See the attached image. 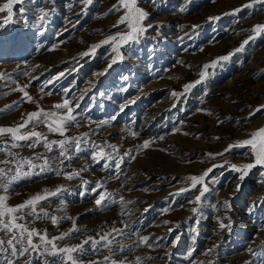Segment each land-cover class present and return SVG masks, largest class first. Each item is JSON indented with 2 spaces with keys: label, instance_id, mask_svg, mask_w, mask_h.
<instances>
[{
  "label": "rangeland",
  "instance_id": "1",
  "mask_svg": "<svg viewBox=\"0 0 264 264\" xmlns=\"http://www.w3.org/2000/svg\"><path fill=\"white\" fill-rule=\"evenodd\" d=\"M6 2L0 0V5ZM250 2L139 0V6L150 13L144 23L155 27L123 44L119 49L123 58L110 68L115 55L110 45L98 47L88 56L82 57L81 53L108 36L128 31L124 24L114 26L122 13L103 15L117 0H93L83 11L80 0H25L23 5H15L14 22L0 27V74L10 77L7 83L0 81V109L17 103L0 112V127L21 123L26 113L35 111L38 105L58 111L54 104L64 98L77 99V121L68 127L67 136L80 138L87 133L84 139L88 143L82 144L80 152L73 149L72 159L64 165L55 161L54 168L44 172L34 169L32 175L20 176L6 193L7 203L18 205L36 193L62 186L58 195L42 204L45 211L58 217V225L41 216L29 218V226L46 230L49 237L59 236L73 226V220L66 217L74 218L79 231L58 241L60 246L79 245L85 238H98V234L114 227L124 229L125 234L113 245V258L125 260V264H137L136 257H140V264H264V167L253 168L243 181L239 180L241 173L228 167L214 168L203 182L208 191L199 206L189 201L195 200L200 186L180 191L190 187L189 177L202 175L213 165L253 162L249 148L224 150L264 127V110L255 112L264 105V95L250 98L248 94L250 89L264 92V34L230 59L203 69L254 35L253 25L264 24L261 3L232 14ZM21 7L25 9L23 15ZM41 9L50 12L43 25L38 21ZM5 17L6 13H0V19ZM209 17L218 19L210 21ZM193 65L196 69L185 79ZM201 70L207 73L203 82L179 98L172 96L174 91L183 93L185 84L198 80ZM29 81L27 91L36 103L25 102L22 93L12 91L16 84ZM76 91L82 96L76 98ZM161 103L160 113L147 123L143 113ZM253 112L255 115H250ZM200 128L205 137L196 135ZM36 130L49 140L62 139L43 125ZM132 132L138 134L132 136ZM144 140H150V146L136 151ZM3 142L0 139V144ZM93 145L106 151H111L106 145H115L119 150L115 159L125 152L136 159L127 162L126 158L119 171L114 161L104 168V161L96 164L91 159ZM12 151L26 153L23 157L28 158L34 152L50 158L58 156V149L53 154L42 146L31 149L26 144ZM221 152L222 156L215 155ZM4 159L8 157L0 153V160ZM137 166L144 169L132 173ZM77 171L79 175L66 178ZM97 182L112 194L105 207H97L90 192ZM81 192L88 194L82 197ZM0 194H5L2 189ZM120 196L132 203L122 205ZM225 201L230 203V210L224 207ZM194 207H198L196 214L191 211ZM217 218L230 227L217 232ZM141 236H149L153 247L138 246ZM177 237L179 241L173 246ZM121 245L125 246L122 253ZM85 248L88 254L82 257L83 264L112 255L106 248L96 253L89 245ZM192 249L195 251L189 257ZM208 249L213 251L208 253ZM20 264H26V260L21 259ZM33 264L40 261L33 259Z\"/></svg>",
  "mask_w": 264,
  "mask_h": 264
},
{
  "label": "snow or ice",
  "instance_id": "2",
  "mask_svg": "<svg viewBox=\"0 0 264 264\" xmlns=\"http://www.w3.org/2000/svg\"><path fill=\"white\" fill-rule=\"evenodd\" d=\"M25 0H7L6 3L0 5V13H6V17L0 19V27H4L9 23H13L15 20L14 6L17 4L23 5ZM84 8H87L93 3V0H80ZM154 3V0H153ZM254 3L264 4V0H251L247 5H243L241 8L234 9L232 14L240 12L244 7H251ZM72 7V5H68ZM21 15H23L25 9L21 7L19 9ZM113 12L122 13L119 16L117 24L114 25L118 27L121 24L126 25L128 31L118 36H108L103 41L99 42L97 45L90 46L88 51L81 53V56H88L94 53L95 49L103 45H110L112 47L115 55L111 59V63L108 67H111L112 63H116L118 59H122V55L119 51L120 47L128 42L137 40L140 36L144 35L149 28L155 27L151 24H145L144 22L148 19L150 13L142 9L139 6V0H117L116 4H113L111 8L105 12L103 15L107 16ZM49 11L43 9L40 10L38 21L41 25L46 23ZM218 19L216 17H209V20ZM196 27V26H194ZM252 32L254 35L249 36L247 39L241 42L239 47L234 51L229 52L227 55L220 56L217 59L211 61L210 64L203 66V69L209 67H215L219 62L226 61L230 59L235 53L244 50L245 46L257 36L264 34V24H257L252 26ZM201 70L199 73V79L195 82L185 84L183 86V93H172L173 97L179 98V96L186 94L193 87L200 84L206 78V71ZM105 73H101L103 75ZM27 75V73H25ZM10 79L7 75L0 74V81H7ZM126 79V78H125ZM31 81L24 85L16 84V87L12 91H18L22 93L21 99L28 103H36L32 96L27 91L30 86ZM67 91V90H66ZM8 93H5L7 95ZM82 99V97H81ZM17 102H13L11 105H6L5 109H0V112L11 109L16 105ZM134 103V101H130ZM53 108L58 111L45 110L39 105L35 111L26 113L25 118L22 122L15 126L0 127V139H3V144H0V153H4L8 159L0 160V189L5 194H0V264H20L21 259L26 260V264H33L34 260H39L40 264H83L82 257L88 254V249L85 248L86 245L90 246L92 253L100 251L101 248H106L112 253L111 256H104L103 261H88V264H125V260H117L113 257L116 256V250H114L113 245L117 244V238L123 236L124 229L112 228L110 231L104 232L102 235L98 234L96 237H87L79 245H65L60 246L57 242L65 240L72 233L78 232L79 229L76 227L75 219L71 217H66L67 219L73 220V226L68 232L61 233L59 236L49 237L47 231L41 232L35 227L29 226V218L40 219L41 216L45 218H50L51 223L55 226L58 225L59 220L55 215H50L42 207L43 202L47 201L49 198L58 195L63 189L57 187L55 191L45 190L43 193H36L27 200L23 201L18 205H9L7 203L9 196L6 194L9 191V187L15 182L20 176H30L33 174L34 169H39V172H44L48 168L56 167L55 161H58L60 165H64L66 161L72 159V151L80 152L82 150V144L88 143L84 139L88 134L85 133L80 138L67 136V129L72 126L77 121L78 113L74 112V109L79 108V102L74 101L69 98H64L62 102L53 105ZM264 110V105L258 107L255 112ZM120 111H124L121 107ZM197 111H204L198 109ZM255 112L250 115H255ZM113 120L116 119L115 116L112 117ZM107 123V121L103 122ZM43 125L47 128L49 133L56 134L62 139L59 140H49L48 137L41 131L36 130L39 126ZM138 133L132 132V136H136ZM162 138V137H161ZM218 139V138H217ZM150 140H144L141 145H139L136 151L147 149L150 146ZM26 144L28 148L35 149L42 146L46 152H54L58 149V156L48 157L46 155H41L34 153L33 157H23L17 152L12 151ZM111 151H106L105 147H100L99 145H93L94 150L91 153V159L96 163L100 164L104 161L103 167H110L109 162L114 161L115 169L119 171L121 165L126 162H131L136 159L135 156H131L128 152H125L123 156L119 159H115L114 154H118L119 150L115 145H106ZM234 147H245L250 149V156L253 158V162L245 163L243 165L228 164L227 162L219 165H213L211 168L206 169L202 175L191 176L190 187L186 189H181L180 191H191L199 187V194L195 196L194 201H189V203H195L199 206L202 203V197L208 191V188L204 185L206 177L209 173L213 171L216 167H228L231 171L239 172V180L243 181L248 175L249 171L253 168L260 166L264 167V127L251 132L249 138L237 142L234 145H229L224 152H230ZM224 153H216L215 155L222 156ZM213 156V154H207ZM41 161V163H37ZM25 167L27 171H25ZM14 173V174H12ZM59 174V173H58ZM79 175V172H72L66 175L67 179H72L74 176ZM264 175V173H261ZM103 185L97 182L96 186L90 189L91 194L95 197V204L97 207H105L107 202L112 199V194L108 193L103 189ZM240 185L237 184V191H239ZM87 192H81L80 195L83 197ZM121 204L132 203L131 201H124L122 196L119 197ZM113 202H115L113 200ZM224 207L230 210L231 205L228 201L224 202ZM147 211V209H145ZM193 214H196L198 207L191 209ZM219 227L223 230L225 227H230L225 225L223 221L219 218ZM227 219V217H225ZM124 227L127 228L129 225L124 221ZM165 224L168 221L164 222ZM198 223V221H197ZM135 231V230H134ZM172 229H169L171 232ZM196 231V229H193ZM195 239V237L193 238ZM179 241L177 237L176 241L173 242V246ZM138 246L153 247V243L150 242L149 236H141L138 241ZM125 246H119V252H123ZM195 249L189 251L188 256L191 257ZM213 249H208V253H211ZM32 256L33 259H27ZM48 257H52V260H48ZM137 264H140V257H136ZM210 264V262H209Z\"/></svg>",
  "mask_w": 264,
  "mask_h": 264
},
{
  "label": "bare ground",
  "instance_id": "3",
  "mask_svg": "<svg viewBox=\"0 0 264 264\" xmlns=\"http://www.w3.org/2000/svg\"><path fill=\"white\" fill-rule=\"evenodd\" d=\"M196 69V66H194L193 65V67H192V69H190V70H186L187 71V73L185 74V76H184V78L185 79H187L188 77H190L191 76V74H193V71ZM32 78H33V76H32ZM31 79V78H30ZM241 85V84H240ZM81 90V89H80ZM82 91V90H81ZM240 91V90H239ZM78 94V96L76 97V98H78L79 96H82L81 95V93H80V91H76L75 92V94ZM82 93H84V92H82ZM222 93V92H221ZM220 93V94H221ZM76 94V95H77ZM219 94V93H218ZM248 94H249V97L251 98V97H254V96H256V95H264V92L262 91V92H259V91H256V90H249V92H248ZM74 96V95H73ZM75 98V97H74ZM250 98H248V99H250ZM232 100H234V99H232ZM75 101H77L78 102V100L76 99ZM233 102V101H232ZM160 103V102H159ZM154 104H152V106H153ZM163 105L164 104H159V105H157V106H151L152 108H149V109H145L144 111V113H143V119H146V121H147V123H149L151 120H152V117H157V114H159L160 113V108H162L163 107ZM228 110V109H227ZM142 114V113H141ZM228 114V113H227ZM227 116V115H226ZM138 117V116H137ZM221 118V117H220ZM221 119H224L225 121L226 120H229V117H222ZM220 119V120H221ZM88 126V125H87ZM90 127V126H89ZM200 130V132H198L196 135L197 136H204L205 137V135H204V130L202 129V128H200L199 129ZM195 135V134H194ZM110 150V149H109ZM26 152V151H25ZM40 152V151H39ZM21 154H20V156H25L26 155V153H23V152H20ZM32 153V152H31ZM35 153V152H34ZM38 153V152H37ZM53 154H54V152H53ZM27 155H29V154H27ZM32 155V154H31ZM29 157H31L30 155H29ZM136 169H134V170H132V173H135L136 171H139V170H142V169H144V166H137V167H135ZM131 173V174H132ZM127 209H130V208H124L123 210H127ZM128 211V210H127ZM122 212V211H121ZM128 213V212H127ZM135 213V212H134ZM131 214V213H130ZM218 231L217 232H219V230H221L220 229V227H219V229H217ZM221 232V231H220ZM219 234H221V233H219ZM168 253H169V251H168ZM165 254V253H164ZM169 255V254H168ZM159 258V257H158ZM143 259V258H142ZM144 261V260H143ZM137 262V261H136ZM144 263V262H143ZM154 264V262H152V261H149L147 264Z\"/></svg>",
  "mask_w": 264,
  "mask_h": 264
}]
</instances>
